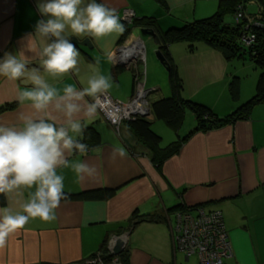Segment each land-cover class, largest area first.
<instances>
[{
    "label": "crops",
    "instance_id": "0c3cea01",
    "mask_svg": "<svg viewBox=\"0 0 264 264\" xmlns=\"http://www.w3.org/2000/svg\"><path fill=\"white\" fill-rule=\"evenodd\" d=\"M165 1L167 8L157 0H100L116 9L125 30L129 29L126 37L124 32L98 41L89 37L92 49L76 46L79 72L59 79L46 77L49 83L59 89L68 84L82 89L88 77L99 70L111 77L107 93L118 101L127 102L134 96L136 82L148 90L150 105L171 95L170 86L164 87L161 81L163 68L154 57L158 44L151 36L142 38L139 29L143 26H132L122 19L124 9L133 10L136 18H155L158 30L164 31L212 15L220 0H181L175 8ZM38 2L0 0V59L5 52L22 50L37 21L47 19L39 13ZM251 4L255 12L257 6ZM124 44L128 49L121 52L128 59L127 65L121 66L116 62L121 56L116 50ZM168 51L181 78L184 98L223 116L254 94L257 71L253 69L245 83L241 73L246 66L233 62L235 58L227 59L221 51L205 45L189 51L183 42L170 45ZM144 58L146 75L141 70ZM29 67L38 64L33 62ZM234 78L235 97L230 91ZM26 87L31 84L0 76V107L14 104L0 111V123H16L18 114L27 111L16 99L17 88ZM85 99L91 102L90 97ZM150 112L147 119L161 138L156 147L141 141L124 122L115 130L97 110L92 119H82L92 131H84L88 152L74 153L68 159L87 162L96 173L80 178L70 167L57 169L64 177V193L108 188L115 190L114 195L109 199H62L54 221L30 220L9 237L0 249V264H87L100 250L110 255V239L123 233L128 234L123 252L108 263L98 264H190L192 258L187 260L174 249L172 232L176 211L192 206L221 212L232 245V255L225 264H264V103L254 106L248 118L207 132H193L184 140L196 125L189 108L177 128L155 119ZM118 149L124 150L123 157L114 155ZM29 191L24 190L23 199ZM9 203L0 195V207ZM11 206L19 207L16 197Z\"/></svg>",
    "mask_w": 264,
    "mask_h": 264
},
{
    "label": "clouds",
    "instance_id": "9594fccd",
    "mask_svg": "<svg viewBox=\"0 0 264 264\" xmlns=\"http://www.w3.org/2000/svg\"><path fill=\"white\" fill-rule=\"evenodd\" d=\"M169 3L175 8L181 0ZM37 9L47 19L37 21L22 50L5 52L0 59V76L31 84L16 91L17 101L27 111L18 114L16 123H0V195L10 201L9 206L0 207V249L30 220L56 219L65 198L64 177L57 169L70 167L80 178L96 173L94 166L70 162L68 157L87 154L83 142L87 124L82 119H92L97 106L85 98L95 100L107 92L111 77L95 70L82 89L71 84L59 89L46 77L59 79L79 72L80 51L70 36L98 41L125 31L116 9L100 0H39ZM33 62L38 67H29ZM114 155L123 157L125 152L118 149ZM25 189L32 190L27 199H23ZM13 197L17 209L11 206Z\"/></svg>",
    "mask_w": 264,
    "mask_h": 264
},
{
    "label": "trees",
    "instance_id": "16d2710c",
    "mask_svg": "<svg viewBox=\"0 0 264 264\" xmlns=\"http://www.w3.org/2000/svg\"><path fill=\"white\" fill-rule=\"evenodd\" d=\"M157 1L163 7H168L165 0ZM251 2L257 6V10L248 14L246 5ZM237 12L242 13L240 18L236 17ZM130 23L132 26L149 27L156 31L154 40L171 65L168 76L171 95L151 103L150 107L154 118L166 120L177 128L186 108H189L195 115L196 125L194 129L182 140L193 132H207L248 118L254 106L264 103V0H220L217 10L212 15L194 19L179 26H172L164 31L158 30L156 19L153 17H135ZM128 30L127 28L124 31L123 37H126ZM244 32H251L255 36L254 41L249 46H245L241 40ZM182 42L187 44L189 51H194L198 45H205L221 51L227 59L247 58L259 69L254 94L233 111L223 116L215 113L204 104L184 98L181 95V78L168 51L170 45ZM133 73L135 77L137 72L133 70ZM235 80L236 78L230 84V91L234 97L237 92ZM13 106L14 104H5L0 107V111ZM124 123L144 143L152 147L159 144L161 138L153 131L149 119L137 117L134 120H125ZM90 131L91 128L85 129L86 133ZM177 145H179V141L174 143L173 148H177ZM114 193V189L102 188L74 194L65 193V198L109 199ZM93 259H99L100 262L98 263H108L113 257L111 255L105 256L100 250L90 260ZM124 261L126 260L124 259Z\"/></svg>",
    "mask_w": 264,
    "mask_h": 264
},
{
    "label": "built area",
    "instance_id": "2783aa9c",
    "mask_svg": "<svg viewBox=\"0 0 264 264\" xmlns=\"http://www.w3.org/2000/svg\"><path fill=\"white\" fill-rule=\"evenodd\" d=\"M241 12L236 17L240 18ZM135 18L134 11L124 9L122 19L131 22ZM247 28V27H246ZM255 39L251 32H244L241 40L249 46ZM148 90L141 82H136L134 96L121 102L102 93L91 102L97 106V112L115 129L129 119L137 117L149 118L151 107L147 100ZM176 226L173 230L174 249L184 254L190 264H225L224 260L232 255V245L219 210H205L201 206L183 207L176 211ZM99 259L88 260L87 264H96ZM174 264H180L174 262Z\"/></svg>",
    "mask_w": 264,
    "mask_h": 264
},
{
    "label": "water",
    "instance_id": "95a60500",
    "mask_svg": "<svg viewBox=\"0 0 264 264\" xmlns=\"http://www.w3.org/2000/svg\"><path fill=\"white\" fill-rule=\"evenodd\" d=\"M139 33L141 36H151L153 38L156 36V31L153 28H149V27H141L139 29ZM70 41L74 43L75 46H84L89 49H92V46H93L92 41L89 37H85L83 39H79L77 37H71ZM123 48L125 50L128 49L126 45L124 44L116 50L117 56L118 54L121 55V56H118L119 60H117L116 62L118 65L126 66L128 58H125V55H123V53L121 52L123 51ZM154 53L158 61L161 63V65L164 66V68L169 73L171 65L168 59L165 57V55L161 52L159 48H157ZM129 120H134V119H129ZM127 241H128V234L123 233V234H118V235L113 236L108 243V251L110 255L115 257L121 254L127 245Z\"/></svg>",
    "mask_w": 264,
    "mask_h": 264
},
{
    "label": "rangeland",
    "instance_id": "374dc122",
    "mask_svg": "<svg viewBox=\"0 0 264 264\" xmlns=\"http://www.w3.org/2000/svg\"><path fill=\"white\" fill-rule=\"evenodd\" d=\"M252 4L251 3H248L246 5V11L248 14L252 13L253 12V9H252ZM147 36H142V38H146ZM154 57L155 59L157 60V62L160 64V66L163 68V71H164V74L163 75V79H161L162 83H163V86L168 88L169 87V80H168V76H169V73L168 71L164 68L163 65H161V63L158 61V59L156 58V55L154 53ZM233 62H239V65L241 67H243L244 65L246 66L245 69H243L242 73H241V76L242 78L245 80V83L248 82L250 80V77L252 76V71L253 69H255L257 72H256V75L258 77L259 75V69L257 67H255V65L249 61L247 58H235L234 60H232ZM145 58L141 60V70H142V73L143 75H146V63H145ZM168 86V87H167ZM116 258V257H115ZM195 261V258L192 257L191 259V262H194Z\"/></svg>",
    "mask_w": 264,
    "mask_h": 264
}]
</instances>
